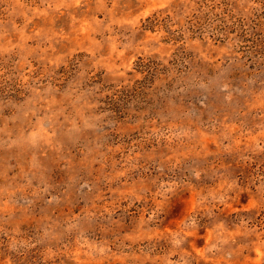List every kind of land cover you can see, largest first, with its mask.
Here are the masks:
<instances>
[{"label":"rangeland","instance_id":"obj_1","mask_svg":"<svg viewBox=\"0 0 264 264\" xmlns=\"http://www.w3.org/2000/svg\"><path fill=\"white\" fill-rule=\"evenodd\" d=\"M0 264H264V0H0Z\"/></svg>","mask_w":264,"mask_h":264}]
</instances>
